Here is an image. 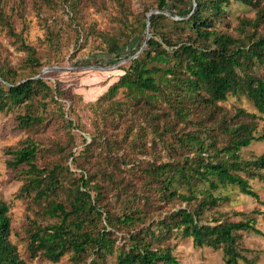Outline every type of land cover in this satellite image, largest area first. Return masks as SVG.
Listing matches in <instances>:
<instances>
[{"label": "trees", "instance_id": "1", "mask_svg": "<svg viewBox=\"0 0 264 264\" xmlns=\"http://www.w3.org/2000/svg\"><path fill=\"white\" fill-rule=\"evenodd\" d=\"M155 3L171 17H145L142 26L149 24L151 33L145 50L121 68L124 74L98 100L110 103L113 122L130 118L124 137L93 135L84 151L88 164L69 183V170L36 164L40 150L33 139L9 149L7 168L23 173L18 196L42 206L48 220L26 230L31 260L58 263L71 253L76 264H108L110 258L114 264H178L170 240L190 237L197 248L222 250L226 264H251L240 233L262 235L257 217L264 212L255 209L232 221L220 208L235 189L260 201L250 181L264 183V153L244 159L241 152L264 141V134L256 114L242 108L229 114L221 103L245 96L264 114L263 0ZM232 3L255 11L254 18L239 19L236 35L217 27ZM109 41V56L130 58L141 49L124 55L130 40ZM26 50L40 69L22 80L0 69V113L24 110L19 125L30 129L44 121L36 99L54 91L35 78L42 66L34 49ZM121 90L128 100L113 101ZM9 214L0 197V264H28L12 242Z\"/></svg>", "mask_w": 264, "mask_h": 264}, {"label": "rangeland", "instance_id": "2", "mask_svg": "<svg viewBox=\"0 0 264 264\" xmlns=\"http://www.w3.org/2000/svg\"><path fill=\"white\" fill-rule=\"evenodd\" d=\"M151 12L165 14L157 10L155 0H0V69L8 70L10 76L16 74L17 80L34 75L40 68L36 62L28 61L26 46L34 49L41 72L48 67L66 69L41 76L54 91L35 101L44 117L43 123L23 128L17 117L24 110L0 113V197L10 206L12 242L28 264H76V261L71 253L58 263L43 257L28 258L26 230L48 220L42 206L30 197L18 196L23 173L7 168L6 162L12 160L9 149L16 150L26 139H33L40 150L36 164L40 168L61 166L69 170L65 172L69 183L73 180L70 177L82 174L87 166L84 151L92 143L93 135L106 133L110 139L124 137L123 130L130 118L123 117L120 124L113 122L109 116L110 103L98 104V100L124 74L121 68L127 67L137 53L130 58L109 56V38H116L120 44L130 40L124 55L139 47L145 50L146 39L151 33L148 26L144 30L142 23ZM166 12L165 15L171 17L169 10ZM228 12L217 27L233 35L237 33L240 18L255 16L252 8L239 3L230 4ZM172 18L180 19L178 16ZM127 100L125 91L121 90L113 101ZM221 105L229 114H234L238 108L256 114L258 132L264 134V114H260L247 97L229 96ZM148 141L151 142V137ZM70 153L74 156L70 157ZM263 153L264 141H261L243 149L241 155L244 159H253ZM250 184L259 193L260 201L233 190L231 200L220 208L229 220H241L242 214L255 209L264 212V183L255 179ZM257 220V228L263 234L241 232L240 244L251 264H264V213ZM170 243L178 264H226L222 250L197 248L190 237H175ZM108 264H114V259L110 258ZM240 264L247 263L240 261Z\"/></svg>", "mask_w": 264, "mask_h": 264}, {"label": "water", "instance_id": "3", "mask_svg": "<svg viewBox=\"0 0 264 264\" xmlns=\"http://www.w3.org/2000/svg\"><path fill=\"white\" fill-rule=\"evenodd\" d=\"M154 12H151L148 16H151ZM165 14H168V12H164ZM148 30H149V25H148ZM149 40V38L146 39L145 45L147 43V41ZM144 47H142L135 56H133L131 59H134L135 57H137L139 54H141V52L144 50ZM55 70H59V71H64L66 70L65 68H59V67H48L45 68L40 75H38L36 78H40L42 76L43 73H47V72H51V71H55Z\"/></svg>", "mask_w": 264, "mask_h": 264}]
</instances>
